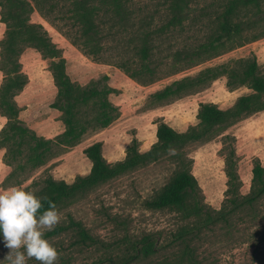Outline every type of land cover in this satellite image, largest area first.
<instances>
[{
  "label": "rangeland",
  "instance_id": "obj_1",
  "mask_svg": "<svg viewBox=\"0 0 264 264\" xmlns=\"http://www.w3.org/2000/svg\"><path fill=\"white\" fill-rule=\"evenodd\" d=\"M211 2L190 0L189 5L192 12L199 13ZM166 7L167 0H0L1 15L14 40L10 61L3 63L8 72L17 71L19 48L29 46L52 58L61 57L72 79L81 74L77 61L86 67L96 66L98 71L83 70L82 77L88 82H78L80 92H68L59 98L64 118L73 121L66 138L48 141L20 128L1 134L0 142L4 138L7 141L4 145L8 157L5 154V164H0V187L28 183L38 195L50 178L71 184L92 168L85 153L89 145L101 141L105 158L115 164L127 158L130 148L142 153L150 150L158 140L161 121L190 135L155 159L148 158L64 198L58 207L63 213L61 222L72 215L96 241L94 246L72 251L70 264H99L107 249L121 253L125 248H144L149 241H156L160 251L130 264L179 263L174 253L178 249L174 235L200 216L174 209H150L146 200L173 175L188 168L198 180L204 203L220 209L228 188L248 194L255 164L260 161L264 165V36L236 46H231L233 39H226L216 45L210 56L188 64L176 60L163 65L161 74L153 80L147 76L138 78L118 63L136 57L135 47L145 45L150 37L155 44L168 39L161 48L154 49L163 56L176 48L180 36L202 37L199 27L186 28L181 34L153 33L149 27L161 28ZM256 22L263 24L264 17ZM3 35L1 26L0 38ZM31 59L32 56L27 63ZM45 59L41 66L50 68ZM240 59H256L258 83L256 79L243 80L246 67ZM109 88L114 91L107 92ZM164 90L165 95L160 96ZM248 95H253L262 108L251 113L246 108L239 110L238 117L212 134H208L212 130L200 125L201 103L234 109L239 98ZM38 101L36 107L48 113L45 99ZM25 124L17 123L16 127L25 128ZM133 139H137L135 144ZM258 207L259 214L238 210L229 223H208L196 231L190 240L195 264H264V198ZM53 240L57 248L63 246L62 251L69 252L67 236ZM8 251L0 233L3 264H7L4 257Z\"/></svg>",
  "mask_w": 264,
  "mask_h": 264
},
{
  "label": "trees",
  "instance_id": "obj_2",
  "mask_svg": "<svg viewBox=\"0 0 264 264\" xmlns=\"http://www.w3.org/2000/svg\"><path fill=\"white\" fill-rule=\"evenodd\" d=\"M189 2L190 0H167V7L165 8L166 19L161 25V28H149L151 31L153 30V33H159L160 31L161 33L169 34L176 31L181 34L186 28L191 30L194 27H199L203 31L202 37L195 39L180 36V39L176 41V48L165 56L154 53V49L161 48V44L166 43L168 39L163 40L159 44H155L154 39L150 37L145 45L135 47L138 48L136 57L119 61L118 63L131 70L132 74L138 78L147 76L148 80H153L161 74L163 65L176 60H185V63L188 64L192 61L210 56L213 54L216 45L226 39H233L231 46H236L264 36V23L258 24L256 22V20L264 17V0H212L211 3L201 8L199 13H196V11L192 12ZM2 21L5 22L3 15ZM9 34L7 27L4 37L0 40V69L5 73L4 82L0 88V113L8 117L6 125L0 131V136L11 128L25 129L31 131L33 134H37L19 117L20 107L15 101L16 94L28 82V77L22 72V64L20 62V56L26 48H19L16 64L17 71L8 72L3 65L8 59L10 61L11 43H14V40ZM43 56L50 59V67L58 86V95L52 106L62 111L59 105V98L68 92L79 93L81 88L80 83L69 77V73L65 71L64 61L61 57L58 59L56 57L52 58L44 53ZM240 62L246 67L243 70V80L256 79V83H258L256 59H240ZM256 88L262 89L260 85H257ZM113 91V88L107 90V92ZM164 95L165 90L160 92V96ZM253 97V95L242 96L239 98L234 109L226 110L219 108L214 103H201V108L198 113L200 125L208 127L212 130L208 134H212L216 128L230 122L234 117H238L239 110L243 111L246 108L248 113H251L261 109L262 107L257 105ZM114 108L117 107L114 106ZM62 114V120L66 125V130L56 136L58 138H66L72 126L71 122H73L71 119L64 118L65 110L62 111ZM21 122L26 125L25 128L16 127V124ZM39 136L48 141L54 140L53 138L48 139L44 136ZM188 136L190 137V135L177 131L167 122L161 121L157 128L158 140L150 150L142 153L136 148L132 150L130 148L127 158L115 164L108 162L105 158L102 149L103 143L101 141L94 142L85 149L86 155L92 161V168L89 174L79 176L71 184L64 180L50 178L38 196H47L59 207L67 196H73L83 189L103 182L134 164L146 161L148 158L155 159L169 146L175 145L183 139H187ZM6 142V138H4L0 142V147H6L4 145L7 144ZM136 142L137 139H133V143L135 144ZM6 156L8 157L7 151ZM263 198L264 165L258 161L253 168V181L250 192L248 194H241L238 189L236 190V188L230 186L227 190V198L220 209L214 210L204 203L198 180L188 168L182 169L173 175L145 203L150 209H174L182 212L185 211L190 216H200L194 224H190L189 222L184 224L182 229L174 235V238L176 237L178 241V249L174 252L175 256L178 257L176 261L179 263L195 264L196 258L193 254L195 253V249L191 246L190 240H192L196 231H201L208 223L217 221L229 223L231 215L238 210L247 211V214H259L261 210L258 206ZM47 208L48 202L43 201V208L40 210L41 213L47 210ZM63 236H67L69 239V252H66V250L63 252L62 250L65 248L63 246L57 248L61 253L58 264H70L68 257L72 255V251L83 250L84 247L94 246L96 242L94 235L72 215L69 216L68 221L60 222L53 231L46 233V238L51 240ZM155 242H147L144 248H138L136 246L132 247L131 250L125 248L122 249L121 253H114V251L107 249L101 256L99 264L106 262L109 264H130L142 258H150L160 251V248L157 247ZM33 264H39V262L34 261Z\"/></svg>",
  "mask_w": 264,
  "mask_h": 264
},
{
  "label": "clouds",
  "instance_id": "obj_3",
  "mask_svg": "<svg viewBox=\"0 0 264 264\" xmlns=\"http://www.w3.org/2000/svg\"><path fill=\"white\" fill-rule=\"evenodd\" d=\"M43 201L47 210L41 213ZM63 219V213L47 196H38L28 183L0 187V233L4 246L9 250L7 264H58L61 253L55 241L46 238ZM0 264H3L0 261Z\"/></svg>",
  "mask_w": 264,
  "mask_h": 264
},
{
  "label": "crops",
  "instance_id": "obj_4",
  "mask_svg": "<svg viewBox=\"0 0 264 264\" xmlns=\"http://www.w3.org/2000/svg\"><path fill=\"white\" fill-rule=\"evenodd\" d=\"M1 26H3L4 28L5 35L7 26L2 21V15L0 12V27ZM4 35L0 38V40L4 37ZM40 52V50L33 47H27L22 52L20 56L22 72L27 75L28 82L26 83L24 88L18 94H16L15 101L20 107L19 117L26 123V125L34 130L38 135L44 136L48 139H52L63 133L66 130V125L62 120V112L58 108L52 106L58 95V86L56 84L51 67L43 68L41 66L42 62H45L46 59L43 54V58L41 57ZM30 56H32V59L27 63V60ZM64 56L70 59L69 55L65 54ZM48 60L50 63V59ZM76 68L77 70L81 71V74H79L78 77H75L73 74V77H75L73 78V80L80 83L88 82V80H85L86 78L82 77L83 70L87 69L89 70V72L96 70L94 72H98L96 66L86 67L79 61H77L76 63ZM98 69H100V67ZM68 73L71 72L68 71ZM108 73L109 75L111 74L110 70H108ZM4 78L5 73L0 69V88L4 82ZM40 99H45L48 104L50 111L46 114H43L40 109L36 107L38 106V100ZM125 113L126 110L124 111V114ZM7 121L8 117L0 113V131L6 125ZM5 148L6 147H0V164H5L4 156L7 151ZM1 179H3V175L0 174V180Z\"/></svg>",
  "mask_w": 264,
  "mask_h": 264
}]
</instances>
